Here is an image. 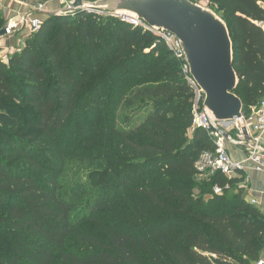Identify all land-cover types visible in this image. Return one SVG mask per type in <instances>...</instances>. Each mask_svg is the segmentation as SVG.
<instances>
[{
    "label": "trees",
    "instance_id": "1",
    "mask_svg": "<svg viewBox=\"0 0 264 264\" xmlns=\"http://www.w3.org/2000/svg\"><path fill=\"white\" fill-rule=\"evenodd\" d=\"M211 2L229 27L240 79L235 93L250 116L264 99V0ZM135 81L147 113L118 133L127 149L118 160L120 181L140 182L141 197L163 215L139 212L129 232L110 233V248L70 254L64 247L78 224L95 219L115 194L76 212L60 168L50 170L41 152L79 114L115 120ZM193 97L181 62L158 36L98 13H57L43 21L7 62L0 59V264H55L58 255L65 264H141L139 253L153 254L152 244L164 254L154 264H255L264 250V213L246 201L238 180L218 172L194 194L196 161L215 145L200 129L188 141ZM19 111L29 116L33 134L22 130ZM160 176L170 185L156 186Z\"/></svg>",
    "mask_w": 264,
    "mask_h": 264
},
{
    "label": "rangeland",
    "instance_id": "2",
    "mask_svg": "<svg viewBox=\"0 0 264 264\" xmlns=\"http://www.w3.org/2000/svg\"><path fill=\"white\" fill-rule=\"evenodd\" d=\"M146 43L151 44L153 40L148 39ZM99 76L101 74L89 78L81 94L87 88L93 87ZM137 84L139 81H135L125 93L115 120L109 115H101L96 121H92L90 117L79 114L71 119L62 133L58 134L55 146L41 152L50 170L60 168V183L69 192L76 206V212L85 209L93 200L104 197L108 191L115 194L113 199L107 200L95 219L78 224L76 234L68 238L64 247L70 254H94L100 248H110V233L129 232L131 227H135L139 212L145 213L152 219L163 215L162 212L154 211L141 197L136 189L141 187L140 182L135 183L133 187V185L124 186L120 181V176L124 173L121 170L122 164L118 163V160L127 149L122 145L118 133L131 130L141 124L147 113V106L139 97ZM18 114L26 121L25 126L22 127L24 133L33 134L35 130L30 125L29 116L26 113L23 115L20 111ZM191 136L190 131L187 134L188 141L191 140ZM232 136L241 138L238 132ZM134 168H137V164ZM209 178L200 174L193 178L195 195L202 192V186L209 185ZM155 185L162 188L170 184L168 179L160 176ZM235 191V189L231 190L230 195ZM152 245L153 254L139 253L141 264H154L155 258L164 257L163 252L161 253L155 244ZM55 264L65 263L58 255Z\"/></svg>",
    "mask_w": 264,
    "mask_h": 264
},
{
    "label": "water",
    "instance_id": "3",
    "mask_svg": "<svg viewBox=\"0 0 264 264\" xmlns=\"http://www.w3.org/2000/svg\"><path fill=\"white\" fill-rule=\"evenodd\" d=\"M73 7L74 14H133L151 28L173 34L213 121L227 124L242 117L244 105L235 93L240 79L234 69L233 41L227 23L214 9L193 0H73ZM243 134L247 135L246 128Z\"/></svg>",
    "mask_w": 264,
    "mask_h": 264
},
{
    "label": "built area",
    "instance_id": "4",
    "mask_svg": "<svg viewBox=\"0 0 264 264\" xmlns=\"http://www.w3.org/2000/svg\"><path fill=\"white\" fill-rule=\"evenodd\" d=\"M11 3H17L19 0H8ZM205 7L213 8L211 0H195ZM63 8L58 12L60 14H66V12L74 14L73 0H62ZM44 12L43 4H36L31 12L21 14L15 20L13 24H9L4 28L5 34H2L3 29L0 30V38L3 36H12L15 33V29L19 30L27 28L29 36L39 31L42 26L43 20L40 15ZM120 19L122 22L143 30L144 32L152 33L158 36L173 53L174 57L181 62L182 74L188 84L193 90V103H192V128L191 133L195 130L206 131L212 138L215 148L213 151L204 152L195 164V169L198 174L206 175L208 177L214 176L220 172L228 178H232L235 173L240 172L243 169L242 164L234 162L227 149L226 138L222 135V131L226 134L229 131H236L241 137H244L243 129L246 128L248 132L255 135H259L264 132V99L256 106L250 116L242 115L241 118L236 119L233 123L218 124L213 121L211 116L204 108L205 95L193 79L190 68L184 61V54L179 44L178 39L171 33L158 31L151 28L148 24L138 18L136 15L129 13H110L105 14ZM249 160L253 163L258 171L264 174V153L258 149L250 150ZM226 189H230L227 186ZM216 194H222L221 188L214 189ZM253 204H256L254 201ZM255 264H264V250Z\"/></svg>",
    "mask_w": 264,
    "mask_h": 264
},
{
    "label": "crops",
    "instance_id": "5",
    "mask_svg": "<svg viewBox=\"0 0 264 264\" xmlns=\"http://www.w3.org/2000/svg\"><path fill=\"white\" fill-rule=\"evenodd\" d=\"M36 4L44 5V12L40 15L43 21L49 16L57 14L63 8L62 0H19L11 3L8 0H0V20L4 22V30L9 24H13L21 14L31 12ZM29 37L28 29L17 27L12 36L0 38V59L7 62L8 57L24 46ZM236 131H229L226 139V149L234 162L240 163L243 169L235 173L232 178L238 180V188L242 190L246 201L256 206L264 213V174L258 171L249 160L250 150L258 149L264 153V132L255 135L247 131V135L241 138L232 136Z\"/></svg>",
    "mask_w": 264,
    "mask_h": 264
}]
</instances>
